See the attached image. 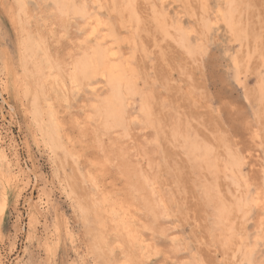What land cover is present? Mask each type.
<instances>
[{"label": "rangeland", "instance_id": "rangeland-1", "mask_svg": "<svg viewBox=\"0 0 264 264\" xmlns=\"http://www.w3.org/2000/svg\"><path fill=\"white\" fill-rule=\"evenodd\" d=\"M13 1L0 0V151L8 164L0 169V264H97L95 253L114 247L110 259L122 256L104 195L130 199L150 226L145 207L159 206L154 216L167 240L156 245L152 264H264V0H76L92 23L104 22V36H114L97 30V39L86 36L87 18L60 27L41 0H27L26 13L16 17ZM20 25L32 35L38 29L63 64L79 53V42L120 51L115 62L125 64L131 88L125 134L94 133L92 105L107 93L103 84L76 94L66 85L67 100L55 104L64 148L55 155L44 145L41 120L34 121L22 94L35 79L31 60L22 78ZM127 168L136 169L131 179ZM145 222L134 227L150 239ZM92 237L104 242L95 246Z\"/></svg>", "mask_w": 264, "mask_h": 264}, {"label": "bare ground", "instance_id": "bare-ground-1", "mask_svg": "<svg viewBox=\"0 0 264 264\" xmlns=\"http://www.w3.org/2000/svg\"><path fill=\"white\" fill-rule=\"evenodd\" d=\"M13 2H15V5L17 6V14L16 17H20V13H26L25 10V6H26V2L27 0H14ZM40 2V1H39ZM92 3V1H90ZM95 2V1H93ZM148 2V1H147ZM41 3H43V7L48 6V9L51 8L52 11V18L53 21L60 25V27L64 26L65 23L69 24L70 19L73 17L74 19H78V22L81 24L82 22H80V20H84V19H88L87 24L89 25V29L87 30L88 33L86 36L89 37H94V39L96 38L97 34V30H98V26L100 24H103L104 22L100 21V18L97 19L94 23H92L89 19L93 18V16H91V14L88 12V10H86L85 5L79 1V3L76 2V0H41ZM98 3V2H97ZM96 3V4H97ZM227 3V1H226ZM229 3H231V1H229ZM37 4V2H36ZM234 4V3H233ZM230 5V4H229ZM204 6V5H203ZM98 7V5H97ZM227 7V6H226ZM231 7V6H230ZM226 8L229 10V8ZM33 8V7H32ZM46 10L47 7H45ZM99 8V7H98ZM163 8V7H162ZM232 8V7H231ZM234 8V7H233ZM97 9V8H96ZM101 9V8H99ZM207 9V8H206ZM225 9V10H226ZM231 10V9H230ZM45 11V10H44ZM49 10V12H51ZM234 11V10H233ZM15 12V11H14ZM221 12V11H220ZM219 12V13H220ZM223 12V11H222ZM221 12V14H222ZM230 12V11H229ZM228 12V13H229ZM24 13V14H25ZM46 13V11H45ZM48 13V12H47ZM98 13V12H97ZM12 14V13H11ZM162 14V13H161ZM235 14V13H234ZM14 15V16H15ZM34 15V14H33ZM207 15V14H206ZM223 15V14H222ZM228 15V14H227ZM24 17V15L21 14V17ZM96 16V15H95ZM224 16V15H223ZM233 16V13H232ZM15 17V21H17ZM22 17V18H23ZM98 17V16H97ZM220 17V15H219ZM21 18V19H22ZM34 18V17H33ZM49 18V17H48ZM233 18V17H232ZM234 18L236 19L235 15ZM51 19V18H49ZM94 19V18H93ZM158 19V17H156V20ZM159 19H161L159 17ZM170 19V18H169ZM166 20V19H165ZM222 20V19H221ZM224 20V19H223ZM222 20V21H223ZM162 21V20H161ZM159 21V24H162V22ZM167 21V20H166ZM232 21V20H230ZM234 21V19H233ZM238 21V20H237ZM85 22V21H84ZM15 23V22H14ZM167 23V22H166ZM169 23V22H168ZM235 23V22H234ZM234 23L231 22L232 25H234ZM237 23V22H236ZM30 24V23H29ZM35 24V23H34ZM227 24V23H226ZM17 25V23H16ZM83 25V24H82ZM158 25V24H157ZM176 25V24H175ZM240 25V24H239ZM173 26V25H172ZM231 26V25H230ZM241 26V25H240ZM38 27V26H37ZM100 27V26H99ZM233 27V26H232ZM231 27V28H232ZM239 27V26H237ZM31 28V27H30ZM87 28V27H86ZM103 28V26H102ZM105 28V27H104ZM123 28V27H122ZM18 29H20L21 31V35H24L22 39H20L19 42V57H20V62H21V69L23 71V79L26 81L25 76L27 77L28 75V71L25 70V68H29L28 64L31 62V69L32 73L29 72V78L30 76H32V78L35 79L34 82V89L30 91V88L28 89H24L23 91V96H26L28 98H30V113L32 118H35V120L40 119L41 124H40V129H41V139L44 142V145L47 146L48 149L51 150V152L53 151V153L56 155L57 152H59L60 150H62L63 147V143H61L62 140V128L60 127V125H62V123H60V119L59 116H57V111L55 110V104L56 103H60V99H66L68 96V90H70L71 93L76 94L77 92H79L81 90V88L85 85L87 86V88L91 89V90H97L99 88V86L101 84H103L104 87L107 88V93H104L105 95H102L101 98H99L96 103L92 105V117L90 118H94L96 119V121L98 122V124L95 126L97 129L94 130V133L99 132L100 130L104 131V133L107 134H111V133H116V135L120 137V134L118 133V131L121 129H125V126H127V121H126V114H125V108L127 107L125 104V100H126V95L129 94L131 92V88H130V82L127 79V76L124 74L123 72V64L121 65L120 62L116 61L118 58V53L120 52L119 49L117 52V49L114 50L113 49H106L104 47H102L100 44H95V45H88L84 48H82V44H80V42L76 45L75 49L76 51L79 50V53H71L69 54V61L64 62V64L60 61V56L58 55H54L52 54L51 50H49V48L47 47V44L44 43V41L46 39H42L41 34L38 31H36L35 35H32L31 32H29V29H26L24 26L22 27L20 25V27H18ZM107 29V28H106ZM227 29V27H226ZM241 29V27H239V30ZM79 30V29H78ZM81 30V29H80ZM19 31V32H20ZM101 32V30H98ZM112 31V30H111ZM180 31V30H179ZM105 31H103L104 33ZM107 32V31H106ZM229 32V31H228ZM242 32V31H240ZM102 33V32H101ZM102 33V34H103ZM114 33V32H113ZM244 33V32H243ZM85 34V33H84ZM101 34V35H102ZM115 34V33H114ZM187 34V33H186ZM231 34V33H230ZM19 35V34H18ZM234 35V34H233ZM238 35V34H237ZM240 35V34H239ZM85 36V37H86ZM100 36V35H99ZM104 36V34H103ZM111 37L113 36V34L107 32V34L104 37ZM187 36V35H186ZM21 37V36H20ZM88 37V38H89ZM103 37V38H104ZM114 37V36H113ZM99 38V37H98ZM101 38V37H100ZM116 38H117V34H116ZM239 38V37H238ZM97 39V38H96ZM118 39V38H117ZM83 40V39H82ZM93 40V39H92ZM106 40V39H105ZM104 40V41H105ZM108 40V39H107ZM111 40V39H109ZM114 40V39H113ZM240 40V39H239ZM97 41V40H96ZM101 41V39H100ZM120 41V40H119ZM234 41V39H233ZM84 42V41H83ZM91 42V41H89ZM88 42V43H89ZM113 42V41H112ZM111 42V43H112ZM118 42V40H117ZM95 43V42H94ZM84 44V43H83ZM90 44V43H89ZM116 44V42L114 43ZM107 45V44H106ZM109 45H113V44H109ZM118 45V44H116ZM108 46V45H107ZM112 47V46H111ZM109 47V48H111ZM119 48V46H118ZM57 53V52H56ZM122 53V52H121ZM120 54V53H119ZM124 55V54H123ZM260 55V54H259ZM121 57H119L120 59ZM29 60H31L30 62H28ZM122 60V58H121ZM235 60V59H234ZM120 61V60H119ZM123 61V60H122ZM263 62V61H262ZM128 63V62H126ZM238 64V63H237ZM125 65V64H124ZM239 65V64H238ZM237 65V66H238ZM236 66V64H235ZM240 68V67H239ZM127 69V68H126ZM131 70V69H130ZM128 69V71H130ZM239 70V69H238ZM126 72V71H125ZM26 74V75H24ZM12 75V74H11ZM32 78H30L31 80H33ZM28 79V78H27ZM21 80V79H20ZM29 80V79H28ZM261 80H263L261 78ZM131 81V80H130ZM22 82V80L20 81ZM46 82V83H45ZM24 82H22L21 84H23ZM28 83V82H26ZM39 83H41L39 85ZM42 83H44L45 85H48V88H50V92H54L53 97H50L48 95H45V91L46 89L43 88L41 85ZM133 83V82H132ZM25 84V83H24ZM26 85V84H25ZM69 85V88L67 90V86ZM132 85V84H131ZM17 87V86H16ZM45 87V86H44ZM101 87V86H100ZM100 89V88H99ZM18 90V89H17ZM49 90V89H48ZM67 90V93L66 91ZM55 92H60L62 95L60 98L59 93H55ZM98 92V91H97ZM106 92V91H105ZM262 93V91H260ZM70 93V94H71ZM21 94V95H22ZM67 94V95H66ZM97 94V93H96ZM92 96L93 93L91 94ZM98 95V94H97ZM100 97V95L98 96ZM95 99V98H94ZM97 99V98H96ZM62 101V102H63ZM128 102V101H127ZM66 103V102H65ZM91 104V103H90ZM40 105V106H39ZM91 107V106H90ZM145 108V107H144ZM23 112V111H22ZM91 115V113H90ZM89 119V117H88ZM37 122V121H36ZM131 122V121H130ZM38 125V124H37ZM100 129V130H99ZM85 131V129H84ZM124 134L126 133V130ZM95 133V134H96ZM178 133V132H177ZM64 134V132H63ZM67 134V133H66ZM123 134V133H122ZM177 135V134H176ZM122 136V135H121ZM181 136V135H180ZM116 140V138H115ZM72 143V142H71ZM195 143V142H194ZM109 144V143H108ZM113 144V142H112ZM196 144V143H195ZM199 144V143H198ZM72 145V144H71ZM138 148V146H137ZM69 150V149H68ZM135 150V149H134ZM195 150V149H194ZM3 151H0V169H4V166L8 165L6 164V160L4 158V156H2ZM121 154V153H120ZM119 154V155H120ZM138 155V154H137ZM133 156V155H132ZM117 158V156H116ZM107 160V158H106ZM109 160V159H108ZM110 162V160H109ZM131 162V161H130ZM116 163V162H115ZM119 164V162H117ZM202 163V162H201ZM200 163V164H201ZM124 164V163H123ZM122 164V165H123ZM131 164V163H129ZM128 164V165H129ZM120 165V164H119ZM137 165V164H136ZM116 166V165H115ZM131 166V165H130ZM141 166V165H140ZM121 167V166H120ZM127 167V166H126ZM129 167V166H128ZM136 167V166H135ZM125 168V167H124ZM131 168V167H130ZM128 169L125 170L126 171V175L128 176L129 174H133L134 171L136 169ZM122 169V168H121ZM101 170V169H100ZM99 170V171H100ZM8 171V170H7ZM102 171V170H101ZM100 171V172H101ZM87 173V172H86ZM139 173V171H138ZM136 174V172H135ZM263 174H264V170H263ZM9 176H11L10 174H8ZM124 176V175H123ZM126 176V177H127ZM136 176V175H134ZM1 177V174H0ZM3 177L4 174H3ZM7 177V175H6ZM5 177V178H6ZM5 178H3V180H5ZM12 178V177H11ZM128 179L129 176L127 177ZM9 179V178H8ZM6 178V180H8ZM90 179V178H89ZM2 180V178H1ZM113 181V180H112ZM128 181V180H127ZM134 181V180H133ZM264 181V179H263ZM99 182V181H98ZM131 182V181H128ZM7 184V181L5 182ZM83 183V182H82ZM110 183V182H109ZM113 184V182L111 183ZM127 184V182H126ZM129 184V183H128ZM131 184H133L134 186L139 187L140 189L142 187V182L141 183H133L131 182ZM114 185V184H113ZM130 185V184H129ZM5 187V186H4ZM264 187V185H263ZM130 188H132V186H130ZM135 188V189H136ZM144 187H142L143 189ZM147 188V187H146ZM3 189V188H2ZM123 190L125 188H122ZM134 189V188H133ZM4 190V189H3ZM103 190V189H101ZM115 190V189H114ZM126 190V189H125ZM138 190V189H137ZM261 190L264 191V188L261 187ZM2 191V190H1ZM105 191V190H103ZM134 192V191H133ZM152 192V191H151ZM154 192V191H153ZM104 192H102L103 194ZM92 194V193H91ZM98 194V193H97ZM101 194V195H102ZM125 194V193H124ZM123 194V195H124ZM131 194V193H129ZM259 194V193H258ZM1 195V193H0ZM154 195V194H153ZM5 196V195H4ZM118 197V195H116ZM122 196V195H121ZM134 196V195H133ZM109 198V196H103L102 197V201L104 202V210L111 214V219H109L108 221H114V223H112V225H114L113 227H115L114 230L116 235L119 236V240L114 242L116 243V250L119 253H122V256H114L115 258L110 259V256H112V253L114 252L115 249L111 248L109 253H104V249L101 250V253L99 252V254L95 253L94 257L95 260L97 259L96 263L98 264V260H101L100 264H152L155 259L157 258H152L153 256H155L156 254H158L159 250L156 248L158 246V243L161 242V240L164 242L167 240V238L165 237L164 234H161L162 232V228L159 226V220H157V217L154 216V214L157 213L155 212V206L157 204H147V206L145 207V210L147 213H149L150 215H152V222L151 226L150 223L148 225L147 222V226L151 227V232H150V239L149 238H145V235L143 234L144 232H142L140 229L134 227V224H137L138 222H145L142 221L144 220L143 217L145 216V218L148 216H146L144 213H141L140 209L137 208V206L135 205V203L133 204L130 199L129 201L126 202V199L124 201V199H118L119 201H115V202H110L109 199L111 200V198ZM148 197V196H147ZM2 198V197H1ZM115 198V197H114ZM113 198V199H114ZM125 198V196L123 197ZM144 199V198H143ZM3 200V199H2ZM1 200V202H2ZM95 200V199H94ZM128 200V198H127ZM132 200V199H131ZM97 201V200H96ZM100 201V200H99ZM101 201V203H102ZM146 201L149 203L150 201H148V199L146 198ZM145 201V202H146ZM259 201V200H258ZM4 202V201H3ZM94 202V201H93ZM164 202V201H163ZM162 202V203H163ZM261 202V201H260ZM259 202V203H260ZM96 203V202H94ZM126 203V204H125ZM1 205H3L4 203H0ZM81 204V203H80ZM97 204V203H96ZM103 204V203H102ZM255 204V203H254ZM99 205V204H98ZM134 205L136 207H134ZM145 205V204H144ZM82 206V205H81ZM87 206V205H86ZM158 206V205H157ZM224 206V205H223ZM226 206V205H225ZM99 207V206H98ZM131 207H134L136 210H131ZM159 207V206H158ZM88 208V207H87ZM86 207H82V212L86 214V212H89L88 209L87 210ZM133 209V208H132ZM139 209V211L137 210ZM143 209V208H142ZM225 209V208H224ZM103 210V209H102ZM93 211V210H92ZM99 211V210H98ZM225 211V210H224ZM132 212V213H131ZM144 212V209H143ZM155 212V213H154ZM165 212V211H164ZM106 213V214H107ZM94 214V213H93ZM96 214V213H95ZM102 214V212H101ZM162 214V213H161ZM105 215V214H104ZM224 216L223 213H221V216ZM222 216V217H223ZM105 217V216H104ZM159 217V216H158ZM101 218V217H100ZM149 218V217H148ZM103 219V218H102ZM101 219V220H102ZM219 219V218H218ZM107 220V218H106ZM94 221V220H93ZM100 221V220H98ZM112 221V222H113ZM160 221H164L163 219H161ZM86 222V221H85ZM103 222V221H101ZM145 222V223H146ZM150 222V221H149ZM104 223V222H103ZM100 224V222H99ZM106 224V223H104ZM225 224V223H224ZM96 225V224H95ZM103 225V224H102ZM109 226H111V223H108ZM140 225V224H139ZM104 226V225H103ZM108 226V227H109ZM138 226V225H137ZM100 227V226H99ZM98 227V228H99ZM112 227V226H111ZM144 227V226H143ZM149 227V228H150ZM107 228V225H106ZM104 229V228H103ZM106 230V229H104ZM109 230V229H108ZM107 230V231H108ZM111 230V231H112ZM170 231V230H169ZM158 232V233H157ZM160 232V233H159ZM100 231V228L98 230L99 237L104 236L106 232ZM114 233V234H115ZM163 233V232H162ZM168 233V232H167ZM101 234V235H100ZM108 234V233H106ZM146 234V233H145ZM152 234V235H151ZM226 234V233H225ZM233 234V233H232ZM158 237H157V236ZM167 235V234H166ZM108 236V235H107ZM151 236H153L151 238ZM240 236V235H239ZM106 236H104L103 238L105 239ZM114 237V236H113ZM154 237L156 238V241L154 242ZM257 237V236H256ZM93 239L95 238L96 241H98V239L96 237H92ZM170 238V237H169ZM104 239H100L98 242L93 241V245L95 243H101L102 240ZM147 239L149 241H147ZM153 239V242H152ZM164 239V240H163ZM166 239V240H165ZM254 239V238H253ZM261 239V238H260ZM117 240V239H116ZM170 243L171 245L175 246L178 239L174 236L171 237L170 239ZM256 240V238L254 239ZM107 241V240H106ZM147 241V243H146ZM230 241V240H229ZM104 242V241H102ZM110 242V240H109ZM118 242H120V244H118ZM180 242V241H179ZM235 242V241H234ZM106 243V242H105ZM108 244V243H107ZM106 244V245H107ZM161 244V243H160ZM168 244V243H167ZM180 244V243H179ZM114 245V244H113ZM157 245V246H156ZM228 245V244H227ZM91 247V245H89ZM115 246V245H114ZM101 247L103 248L104 246L99 245V248L101 249ZM109 247V246H108ZM110 248V247H109ZM176 249V247H174ZM256 248V247H255ZM99 249V250H100ZM171 249V248H170ZM224 249V247H223ZM93 250V249H92ZM98 250V249H97ZM106 250V249H105ZM108 250V249H107ZM225 250V249H224ZM228 250V249H227ZM103 251V252H102ZM158 251V252H156ZM246 251V250H245ZM106 252V251H105ZM252 252V251H251ZM103 253V254H102ZM228 253V251H227ZM107 254V255H105ZM153 254V255H152ZM177 254V253H175ZM250 254V253H249ZM167 255V253L165 254ZM237 255V254H236ZM237 257V256H236ZM262 257V256H260ZM101 258V259H100ZM174 258V257H173ZM172 258V259H173ZM253 258V256H252ZM251 258V259H252ZM238 259V258H236ZM235 259V260H236ZM260 259V258H259ZM188 260V259H186ZM241 260V259H240ZM264 260V258H263ZM262 260V261H263ZM176 261V260H175ZM233 261V260H232ZM252 261V260H251ZM178 262V261H177ZM250 262V261H249ZM256 262V261H255ZM254 262V263H255ZM264 262V261H263ZM163 263V261H162ZM180 263V262H178ZM194 264H196L195 262H193ZM191 262V264H193ZM202 263V262H201ZM239 263V260H238ZM241 263V262H240ZM84 264V262H83ZM95 264V262H94ZM166 264V262L164 263ZM181 264V263H180ZM199 264V263H197ZM253 264V263H252ZM259 264V263H258ZM263 264V263H261Z\"/></svg>", "mask_w": 264, "mask_h": 264}]
</instances>
